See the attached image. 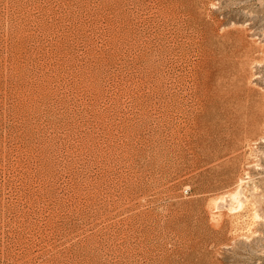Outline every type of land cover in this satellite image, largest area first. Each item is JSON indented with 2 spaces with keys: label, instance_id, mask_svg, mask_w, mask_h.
<instances>
[{
  "label": "rangeland",
  "instance_id": "1",
  "mask_svg": "<svg viewBox=\"0 0 264 264\" xmlns=\"http://www.w3.org/2000/svg\"><path fill=\"white\" fill-rule=\"evenodd\" d=\"M0 264H264V0H0Z\"/></svg>",
  "mask_w": 264,
  "mask_h": 264
},
{
  "label": "bare ground",
  "instance_id": "2",
  "mask_svg": "<svg viewBox=\"0 0 264 264\" xmlns=\"http://www.w3.org/2000/svg\"><path fill=\"white\" fill-rule=\"evenodd\" d=\"M226 100H227V98H226ZM231 102L233 105L232 108L230 109L231 117H232V123L235 127L236 126L240 127L241 130H243L245 132V134L248 132V130L251 129L252 126L259 125L262 122L260 106L257 105L255 102H253L250 90L245 92V97L243 95L232 96ZM226 110H227V108H226ZM249 139H251V138L249 137ZM224 195L225 196L220 197L221 200L228 197L227 193ZM229 195H231L233 197L234 196L237 197L238 207L239 208L242 207L243 199L245 196H244V191L242 190L241 186L238 187V189H236V191H233V193H231ZM221 203H223V202H221Z\"/></svg>",
  "mask_w": 264,
  "mask_h": 264
}]
</instances>
